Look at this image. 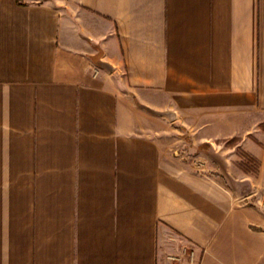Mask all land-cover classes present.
Instances as JSON below:
<instances>
[{
  "label": "crops",
  "instance_id": "crops-1",
  "mask_svg": "<svg viewBox=\"0 0 264 264\" xmlns=\"http://www.w3.org/2000/svg\"><path fill=\"white\" fill-rule=\"evenodd\" d=\"M0 264H264V0H0Z\"/></svg>",
  "mask_w": 264,
  "mask_h": 264
},
{
  "label": "rangeland",
  "instance_id": "rangeland-1",
  "mask_svg": "<svg viewBox=\"0 0 264 264\" xmlns=\"http://www.w3.org/2000/svg\"><path fill=\"white\" fill-rule=\"evenodd\" d=\"M178 134L181 135L184 139L183 145L181 146L182 151H180L178 146H175L174 148L176 150H179L180 157L185 162L187 161L189 163H193L194 161H196V158L191 154L192 152L189 150V148L191 147V145L188 144L190 142L189 141L190 132L184 129L183 132L182 131L178 132ZM237 155H238L237 163L239 164L240 168H242L245 171L249 170V172H256L258 168V160L256 158L252 157L247 152L241 149L237 150Z\"/></svg>",
  "mask_w": 264,
  "mask_h": 264
}]
</instances>
